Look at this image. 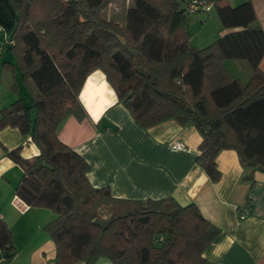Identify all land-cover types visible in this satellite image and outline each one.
Here are the masks:
<instances>
[{
	"label": "trees",
	"instance_id": "obj_1",
	"mask_svg": "<svg viewBox=\"0 0 264 264\" xmlns=\"http://www.w3.org/2000/svg\"><path fill=\"white\" fill-rule=\"evenodd\" d=\"M114 0H9L16 13L9 36L12 61L29 96L0 110V129L17 127L39 153L7 156L22 169L14 194L27 206L51 210L44 225L55 243V264H207L203 251L217 229L193 204L172 198L115 197L95 187L86 160L57 136L69 115L87 113L78 94L86 76L100 69L118 100L143 128L166 120L193 125L201 134L197 164L212 182L215 157L236 152L243 167L264 169V31L250 0H204L225 30L203 47L191 43L189 0H131L124 22L103 14ZM227 59L246 61V82L233 78ZM16 83L12 89L16 90ZM95 218L108 219L106 226ZM16 254L13 235L0 218V264Z\"/></svg>",
	"mask_w": 264,
	"mask_h": 264
},
{
	"label": "crops",
	"instance_id": "obj_2",
	"mask_svg": "<svg viewBox=\"0 0 264 264\" xmlns=\"http://www.w3.org/2000/svg\"><path fill=\"white\" fill-rule=\"evenodd\" d=\"M227 1L237 6L245 0ZM250 1L256 16L253 25L264 31V0ZM211 8L200 12L203 16L187 19L191 43L196 47L207 45L225 31L214 19L213 27H207L213 18ZM15 19L9 0H0V110L29 96L20 72L1 66L3 60H13L9 36ZM192 26L197 30L192 31ZM224 64L233 78L243 83L248 80L251 69L246 61L227 59ZM259 68L264 71V56ZM78 97L86 117L67 116L57 136L86 160L93 186H108L115 197H170L181 206L193 203L218 231L203 251L207 264H264V170L243 167L234 150L223 149L215 157L219 179L212 182L196 162L201 141L198 130L172 119L148 128L139 126L100 69L86 76ZM175 141L183 142L187 149H171ZM16 147L24 158L39 153L30 136L17 127L0 129V218L9 227L16 248L9 264H55V243L44 230L55 214L47 208L27 206L14 194L22 169L6 151ZM95 264L112 263L101 257Z\"/></svg>",
	"mask_w": 264,
	"mask_h": 264
},
{
	"label": "rangeland",
	"instance_id": "obj_3",
	"mask_svg": "<svg viewBox=\"0 0 264 264\" xmlns=\"http://www.w3.org/2000/svg\"><path fill=\"white\" fill-rule=\"evenodd\" d=\"M131 3V0H114L112 3H110L108 5V7L103 10V14L110 19H114L117 22L123 23L124 22V17H125V11H126V7L129 6V4ZM211 11L210 14L213 17L212 19L209 20V23L207 25L208 28H212V21L214 19V23L215 25H217L218 23H220L216 9L211 6ZM203 16V14H201L200 12H194L191 14L187 15V19L191 16ZM197 24V23H196ZM196 26V25H195ZM195 26L191 27V30L196 31L197 28ZM196 37V35H195ZM213 41V40H212ZM207 44V43H206ZM248 65V64H247ZM250 68V67H249Z\"/></svg>",
	"mask_w": 264,
	"mask_h": 264
},
{
	"label": "built area",
	"instance_id": "obj_4",
	"mask_svg": "<svg viewBox=\"0 0 264 264\" xmlns=\"http://www.w3.org/2000/svg\"><path fill=\"white\" fill-rule=\"evenodd\" d=\"M211 8L209 3H206L204 0H189L186 5V10L188 13L194 12H208ZM173 150H185L187 149L186 145L181 141H175L171 145Z\"/></svg>",
	"mask_w": 264,
	"mask_h": 264
},
{
	"label": "water",
	"instance_id": "obj_5",
	"mask_svg": "<svg viewBox=\"0 0 264 264\" xmlns=\"http://www.w3.org/2000/svg\"><path fill=\"white\" fill-rule=\"evenodd\" d=\"M257 169H259V170H264V169H262V167H261L260 165L257 166ZM93 222H94L95 224H98V225L104 227V226H106V225L108 224L109 220H108V219H99V218H95V219L93 220Z\"/></svg>",
	"mask_w": 264,
	"mask_h": 264
}]
</instances>
